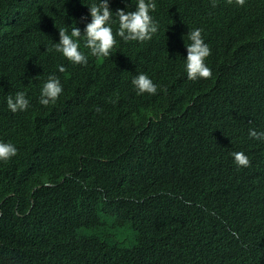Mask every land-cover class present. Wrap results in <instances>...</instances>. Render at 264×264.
I'll use <instances>...</instances> for the list:
<instances>
[{
	"label": "trees",
	"instance_id": "16d2710c",
	"mask_svg": "<svg viewBox=\"0 0 264 264\" xmlns=\"http://www.w3.org/2000/svg\"><path fill=\"white\" fill-rule=\"evenodd\" d=\"M96 2L0 0V142L17 148L15 157L0 161V264H164L156 248L177 239L185 220L166 223L163 201L180 202L198 176L191 170L232 163L235 152L248 156L259 196L242 213L245 224L231 222L239 238H252L264 264L259 209H264V140L249 137L251 129L264 132V0H257L259 24L242 48L252 62L243 65L229 56V67L193 84L185 80L186 57L176 33L210 5L153 0L157 7L150 15L158 31L152 39L125 42L117 36L110 57L98 58L84 47L83 37L91 22L88 7ZM136 4L109 0L114 35L116 11H135ZM211 14L209 8L206 16ZM73 27L82 34L84 65L55 51L58 31L66 28L70 35ZM173 38L175 50L165 47ZM139 74L157 86L155 95L132 91ZM49 76L59 79L63 91L55 104L42 106L40 93ZM18 92L25 93L29 107L12 113L7 98ZM93 154L110 161L118 181L114 188L91 171L79 172ZM158 174L168 175L161 188L175 199L158 194L144 200L141 176ZM126 183L144 201L120 196ZM87 185L101 190L85 191ZM30 198L46 209L26 214ZM215 202L224 204L219 196ZM217 206L210 207L214 218ZM215 264L240 262L226 254Z\"/></svg>",
	"mask_w": 264,
	"mask_h": 264
},
{
	"label": "clouds",
	"instance_id": "9594fccd",
	"mask_svg": "<svg viewBox=\"0 0 264 264\" xmlns=\"http://www.w3.org/2000/svg\"><path fill=\"white\" fill-rule=\"evenodd\" d=\"M202 1L210 5L211 16H206L208 8L196 20L189 22L192 26L186 24L176 33L181 36L179 47L182 58L186 57L183 63L184 77L192 84L212 80L224 66H230L229 56L243 62V65L252 62L243 55L242 48L246 46L245 40L250 39L252 30L259 24L260 17L256 11L257 0ZM156 7L153 0H137L135 11L117 10L115 15L118 17V30L114 35L110 26L113 13L109 10V0L93 3L88 7L91 22L84 28V47L90 50L91 56L108 58L116 46L117 36L125 42L142 43L151 40L158 31V25L153 22L150 15ZM58 32L59 43L54 44L55 51L61 53L74 65L86 64L88 57L79 50L78 40L82 36L80 29L73 27L70 35L66 28ZM169 41L165 47L175 50L177 48L174 43L175 39ZM58 70L64 72L65 68L60 66ZM160 77L162 78L161 75ZM130 85L134 93L135 89L137 90L138 95L157 93V86L145 74H139L133 78ZM62 91L59 79L56 76H49L43 84L39 103L42 106L55 104ZM7 107L12 113L22 112L29 107V101L25 93L18 92L14 97L7 98ZM258 107L259 105L254 110ZM97 111L99 112L100 109ZM162 113L164 112L160 113V119ZM249 137L264 140V132L258 133L251 129ZM16 155L17 148L13 144L0 142V161L8 162ZM232 156L234 159L232 163L200 165L202 169L191 170L198 176L189 181L187 196L183 197L180 202L163 201V204L167 202L166 205L164 204L165 212L163 213L166 216V223L183 220L185 223L177 239L162 241L161 245L156 248L158 252L156 256L162 260V263L215 264L226 254H230L237 258L240 264H262L257 259L252 238L246 237L245 240L239 238L235 232L237 227L231 222V219H234L238 221V224H245L246 221L241 215L255 204L259 196L255 176L249 171L248 156L243 152H235ZM109 162L107 158L97 159L93 154L87 165L79 168V172L84 170L89 173L91 171L96 179L103 180L105 187L114 188L118 181L117 176L109 169ZM102 164L104 168L101 167ZM167 176V174H158L151 179L141 176V187L144 190L143 194H146L144 200L158 194L174 198L161 188V180ZM127 183L122 186L120 196L131 199L130 202L144 201L134 196L128 189ZM84 190L98 192L101 189L87 185ZM218 196L223 199L222 207L217 206L215 202V197ZM212 204L219 208L218 216L215 214L217 218H214V212L210 208ZM51 206L54 208L52 203ZM224 206H228V209L225 210ZM45 209L43 205L33 202L30 198L26 214L32 210L37 216ZM259 209L264 211L260 207Z\"/></svg>",
	"mask_w": 264,
	"mask_h": 264
}]
</instances>
